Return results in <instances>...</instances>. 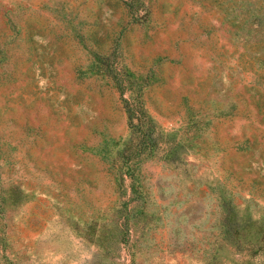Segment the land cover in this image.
Wrapping results in <instances>:
<instances>
[{"label": "rangeland", "instance_id": "obj_1", "mask_svg": "<svg viewBox=\"0 0 264 264\" xmlns=\"http://www.w3.org/2000/svg\"><path fill=\"white\" fill-rule=\"evenodd\" d=\"M0 264H264V0H0Z\"/></svg>", "mask_w": 264, "mask_h": 264}, {"label": "trees", "instance_id": "obj_2", "mask_svg": "<svg viewBox=\"0 0 264 264\" xmlns=\"http://www.w3.org/2000/svg\"><path fill=\"white\" fill-rule=\"evenodd\" d=\"M105 79L119 92L128 126L132 134L137 137L144 156H153L159 144L160 135L155 122L145 109L141 91L123 76L114 74ZM125 93H128L127 97H124Z\"/></svg>", "mask_w": 264, "mask_h": 264}]
</instances>
